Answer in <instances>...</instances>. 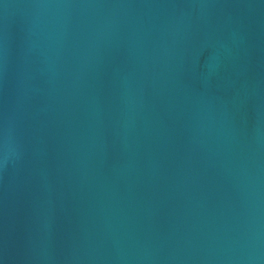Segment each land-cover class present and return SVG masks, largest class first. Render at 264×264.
<instances>
[{
	"label": "water",
	"instance_id": "water-1",
	"mask_svg": "<svg viewBox=\"0 0 264 264\" xmlns=\"http://www.w3.org/2000/svg\"><path fill=\"white\" fill-rule=\"evenodd\" d=\"M0 264H264V114L0 122Z\"/></svg>",
	"mask_w": 264,
	"mask_h": 264
}]
</instances>
